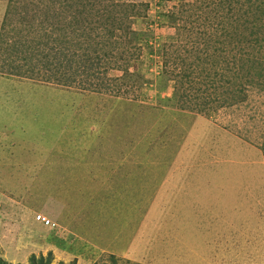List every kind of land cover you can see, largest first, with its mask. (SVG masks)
Here are the masks:
<instances>
[{
	"label": "rangeland",
	"instance_id": "rangeland-1",
	"mask_svg": "<svg viewBox=\"0 0 264 264\" xmlns=\"http://www.w3.org/2000/svg\"><path fill=\"white\" fill-rule=\"evenodd\" d=\"M34 258L264 264V0H0V260Z\"/></svg>",
	"mask_w": 264,
	"mask_h": 264
},
{
	"label": "trees",
	"instance_id": "trees-1",
	"mask_svg": "<svg viewBox=\"0 0 264 264\" xmlns=\"http://www.w3.org/2000/svg\"><path fill=\"white\" fill-rule=\"evenodd\" d=\"M128 8H129V10H130V13H126V14H124L125 16H126V20H128V18L129 17H131V15H134V13H135V10L136 9H134L135 8V6L134 5H126ZM106 11V14H103V16L105 17V19H107V22H109V21H113V18L114 17H116V14L117 13H114V10H109V14H108V11L107 10H105ZM118 10H116L115 12H117ZM98 12L100 13V11L98 10ZM101 15V14H100ZM136 15H139V13H138V11H136ZM115 29H117V28H115ZM113 33H115V31L113 32ZM129 34L130 35H132V39L136 42V43H141V42H143V41H145L146 42V44L147 45H149V44H151L152 45V43H153V41H154V38L153 39H151L150 37H147V38H144V35L146 34V32L144 31V30H140V31H137V30H131L130 32H129ZM112 44V43H111ZM114 44V43H113ZM126 44V43H125ZM129 46H128V44H127V48H128ZM136 48H137V46H135ZM163 48H164V45H163ZM23 49L25 50V41L24 42H22L21 44H19V49H18V52H21V51H23ZM114 49H119V47H114ZM54 50L55 51H57L55 48L54 49H52V51L54 52ZM128 52V51H127ZM52 53V52H51ZM131 54H134L133 52L131 53ZM207 56L208 57H210L209 56V54H207ZM61 58H64V57H61ZM208 61V60H207ZM71 64H72V60H68V61H66L65 60V69H66V74L68 73V70H69V73H70V71H71V73H72V69L70 68V66H71ZM29 65V64H28ZM27 64H25L24 66H28ZM198 67H200V65H198ZM56 73H58V72H56ZM62 73L65 75V73L62 71ZM62 73H61V76H60V79L62 80L63 79V75H62ZM77 75H82V76H86V77H90L89 79H91L92 77H97L98 76V73L96 72V71H92V72H89L88 70H84L83 69V65H80L79 66V68H76L75 70H74V74L72 75L73 77H76ZM99 77V76H98ZM99 79V78H98ZM99 81V80H98ZM97 81V82H98ZM91 85H97L96 84V80L93 82V84H91ZM43 260H44V258H41V261L39 262L40 264H49V261H47L46 263H43ZM49 260V259H48ZM4 262L3 261H1L0 260V264H3ZM4 264H6V263H4ZM33 264H38V261H36V258H34L33 259Z\"/></svg>",
	"mask_w": 264,
	"mask_h": 264
},
{
	"label": "built area",
	"instance_id": "built-area-1",
	"mask_svg": "<svg viewBox=\"0 0 264 264\" xmlns=\"http://www.w3.org/2000/svg\"><path fill=\"white\" fill-rule=\"evenodd\" d=\"M37 220L42 222L46 226H49V225H53L54 226L55 225V224L51 223V220L49 218H47V217H45V216H43L41 214L38 215Z\"/></svg>",
	"mask_w": 264,
	"mask_h": 264
},
{
	"label": "clouds",
	"instance_id": "clouds-1",
	"mask_svg": "<svg viewBox=\"0 0 264 264\" xmlns=\"http://www.w3.org/2000/svg\"><path fill=\"white\" fill-rule=\"evenodd\" d=\"M42 223V222H41Z\"/></svg>",
	"mask_w": 264,
	"mask_h": 264
}]
</instances>
